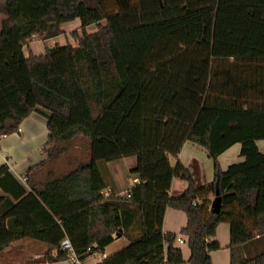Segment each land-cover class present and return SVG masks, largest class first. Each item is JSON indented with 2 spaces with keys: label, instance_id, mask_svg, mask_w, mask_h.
I'll use <instances>...</instances> for the list:
<instances>
[{
  "label": "trees",
  "instance_id": "16d2710c",
  "mask_svg": "<svg viewBox=\"0 0 264 264\" xmlns=\"http://www.w3.org/2000/svg\"><path fill=\"white\" fill-rule=\"evenodd\" d=\"M4 1L0 137L33 112L46 116L48 137L47 158L25 184L0 167V254L30 240L45 252L28 264L64 262L67 237L83 262L120 234L129 244L96 264H182L178 237L188 264H211L221 249L216 226L226 223L230 264H264V154L256 145L264 141V0ZM74 20L77 45L24 56L34 36L58 37ZM230 60L238 66L229 69ZM78 139L89 142L85 163L31 182ZM186 142L212 161L210 184L195 187L179 163ZM236 144L243 162L221 170L219 156ZM130 158L137 182L128 196L105 197L110 184L99 164ZM173 178L187 182L177 198L169 196ZM167 209L186 216L178 235L162 230Z\"/></svg>",
  "mask_w": 264,
  "mask_h": 264
},
{
  "label": "crops",
  "instance_id": "0c3cea01",
  "mask_svg": "<svg viewBox=\"0 0 264 264\" xmlns=\"http://www.w3.org/2000/svg\"><path fill=\"white\" fill-rule=\"evenodd\" d=\"M3 0H0V17L2 15H6L4 19L0 21L1 23L7 18L6 7L2 6ZM5 3V1H4ZM62 25L60 26V30L63 33L62 35L52 38L57 39L59 37H63L65 33L61 29ZM79 27V26H76ZM52 39L43 40L39 36H34L27 45L23 48V54H25V49H29L28 52L31 54L32 52H39L38 55L44 53L46 48V43ZM34 45L32 49H30L31 45ZM75 46V45H72ZM35 55V56H38ZM25 56V55H24ZM27 57V56H25ZM48 131H47V119L46 116L39 112L31 113L26 119H24L18 128V132L6 135L4 138L0 139V167L5 166L7 170H9L16 178L19 180L23 178L27 171L40 164L41 162L45 161L47 155L43 153L42 149L43 146L47 142ZM257 148L260 153L264 154V141L256 142ZM88 155L85 156L84 160H81L79 155H75L73 162L70 164L63 166V171L58 168V161H60L61 157L54 159L51 164L44 166L43 168L38 169L35 171L31 176L32 183H42L43 181H47L50 178L62 176L69 171H71L74 167L78 166L80 163H85L88 160ZM126 161V162H125ZM179 163L185 167L189 173L191 174L193 183L195 187L199 188L211 183V166H210V159L207 157L205 150L191 142H186L179 155H178ZM125 162V165L123 163ZM218 162L220 165L221 170L225 171L227 167L233 164H238L243 162V158L240 157V145L236 144L224 152L222 155L219 156ZM176 164L175 159L170 158V165L173 167ZM135 159H122L116 162L107 163L105 166L106 170V179L109 181V189L104 191L105 197H109L110 193L113 195H120L125 192V189L128 188L130 185H133L137 182V179L134 177L129 176L128 172L134 167ZM54 166V167H53ZM110 169V170H109ZM121 169L123 170L121 174ZM125 170V171H124ZM112 172H118L120 176V182H117ZM116 176V175H115ZM125 176L127 177V181L124 184L127 185L125 189L123 185L122 178ZM119 178V177H118ZM187 188V182L179 179L173 178L169 190V196L171 198L179 197ZM112 190V192L110 191ZM110 191V192H109ZM186 225V216L183 212L167 209L163 216V223H162V230L164 233L168 234H175L178 235L180 230L184 228ZM122 236L120 238L114 239L113 243L107 246L103 254H95L92 258H87L82 262V264H96L100 262L102 259L118 252L120 248H124L129 244V241H123ZM215 240L221 246L219 251L212 252L210 254L211 264H230V250H229V243H230V228L229 225L226 223H220L216 226L215 229ZM183 243L175 242L173 244L174 248H177L181 251V255L183 258L182 264H188V260L190 257L189 248L183 239ZM121 242V247L119 249L112 247L116 243ZM17 247L16 252H29L33 254L31 257L27 259L26 262H30L32 260H36L42 257L43 253L45 252V246L41 243L30 241V240H23L16 243H13L8 249L1 253H8L10 248ZM37 247L38 253L34 255L31 248ZM39 248V249H38ZM113 248V249H111ZM29 249V250H28ZM21 259V258H20ZM25 261L22 264H28ZM0 264H4L3 262ZM7 264V263H5ZM37 264H71L69 261L59 262V263H37Z\"/></svg>",
  "mask_w": 264,
  "mask_h": 264
},
{
  "label": "rangeland",
  "instance_id": "374dc122",
  "mask_svg": "<svg viewBox=\"0 0 264 264\" xmlns=\"http://www.w3.org/2000/svg\"><path fill=\"white\" fill-rule=\"evenodd\" d=\"M2 4H3L2 6L4 7L5 6L4 0H3ZM5 16L6 15H2L0 17V21L2 19H4ZM76 26H79V20H74L73 22L63 24L61 29L65 33V35L63 37L61 36V37H59L57 39H52V40L48 41L46 43V48H54L57 45L62 46V45H66V44L77 45V41H76V39H74L73 33H76L77 36H80L81 33H80V30H79V27H76ZM95 30H96V28L94 26H90V27H88L86 29V32L92 33ZM39 37L42 38L41 36H39ZM33 47H34V45L32 44L30 46V49H32ZM28 50L25 49V54H24L27 57H28V55H30ZM31 54L32 55H38L39 52H32ZM227 65L229 66L228 67L229 69L233 68L234 66H238V64L237 63H233L232 60L228 61ZM88 144H89L88 140H85V139H78L77 141H71V142L67 143L65 145L67 147V152L65 154H63V156L61 157L60 161H58V163L56 164V165H58V168H61L60 170L63 171V166L67 165L68 163L71 164L73 162V159H74L75 155H79L81 157V160H84V158L87 155L88 150H89L88 149ZM125 162L123 163V165H125ZM105 166H106L105 163L99 164V169H100L101 173L104 174V175L106 174ZM210 166H211V177H212L211 182H212L213 181V163H212V161H210ZM122 172H123V170L121 169V174H122ZM112 175H113L114 179L117 182H120V176H119L118 172H112ZM126 178L127 177H125V176L122 178V180L124 179V181H123L124 188L123 189H125L127 187V185L124 184V182L127 181ZM127 189L128 188H126L125 191ZM247 225L250 226V221L247 223ZM250 228H251V226H250ZM125 241H127V239L124 237L122 243H124ZM120 245H121V242L114 244L112 247L119 249L121 247ZM16 248L17 247H12V248L9 249L10 251L8 253H6V254L3 253V255L0 254V262L1 263L3 262L4 264L5 263H7V264H22L24 261L26 262L27 259L33 255V254L29 253L30 251L29 252L23 251L21 253L16 252L17 251ZM111 249H113V248H111ZM121 249L122 248H120V250ZM31 250H32V252H34V255L36 253H38L37 247L36 248L35 247L31 248ZM26 263H29V262H26Z\"/></svg>",
  "mask_w": 264,
  "mask_h": 264
},
{
  "label": "built area",
  "instance_id": "2783aa9c",
  "mask_svg": "<svg viewBox=\"0 0 264 264\" xmlns=\"http://www.w3.org/2000/svg\"><path fill=\"white\" fill-rule=\"evenodd\" d=\"M4 137H5V136H1L0 139H1V138H4ZM20 181H21L23 184H25V179H24V177L21 178ZM130 186H131V185H130ZM130 186H129V187H130ZM103 195L105 196V193H103ZM125 195H127V192H126V191L123 192L122 194H120V195L118 194V195H116V196H125ZM127 196H128V195H127ZM176 242H178V243L181 244V243H183L184 241H183V238L178 237ZM59 249H60L61 252H63V253L66 254V256H67V261H69L71 264H82V262L79 260V258H78V257L76 256V254L74 253L73 247H72V245H71V243H70V241H69V239H68L67 237H64V238L62 239V241L60 242ZM88 251H89V250H88ZM94 255H95V254H92L89 258L94 257Z\"/></svg>",
  "mask_w": 264,
  "mask_h": 264
},
{
  "label": "water",
  "instance_id": "95a60500",
  "mask_svg": "<svg viewBox=\"0 0 264 264\" xmlns=\"http://www.w3.org/2000/svg\"><path fill=\"white\" fill-rule=\"evenodd\" d=\"M220 202H221V200H220L218 191L216 190L215 197H214V199H213V201L211 203V206H210L211 213H213V214H218L219 213V211H220ZM120 236H121L120 234H116L115 235L116 238H120Z\"/></svg>",
  "mask_w": 264,
  "mask_h": 264
}]
</instances>
